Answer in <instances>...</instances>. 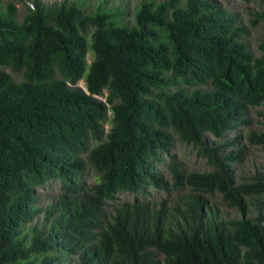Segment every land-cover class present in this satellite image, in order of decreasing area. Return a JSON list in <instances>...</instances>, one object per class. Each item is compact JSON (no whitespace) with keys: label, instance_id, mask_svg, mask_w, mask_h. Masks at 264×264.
<instances>
[{"label":"trees","instance_id":"trees-1","mask_svg":"<svg viewBox=\"0 0 264 264\" xmlns=\"http://www.w3.org/2000/svg\"><path fill=\"white\" fill-rule=\"evenodd\" d=\"M26 1L18 21L0 0V264H264V168L236 182L244 147L225 138L264 105V37L257 55L247 41L264 0L248 25L215 0ZM246 140L264 152V128ZM176 142L210 171L170 154L166 179ZM147 187L181 194L108 210Z\"/></svg>","mask_w":264,"mask_h":264},{"label":"rangeland","instance_id":"rangeland-1","mask_svg":"<svg viewBox=\"0 0 264 264\" xmlns=\"http://www.w3.org/2000/svg\"><path fill=\"white\" fill-rule=\"evenodd\" d=\"M2 2L4 0H1ZM15 4L17 10V20L20 21L25 13V5L29 4V1L11 0ZM46 3L50 4L54 1L60 0H44ZM92 1V0H91ZM136 0H113L112 4H132ZM217 3L221 4L225 9L236 15L239 22L243 25H248L249 13L256 11L259 6L260 0H215ZM133 19L132 15H129L128 20ZM130 22V21H129ZM264 37L262 28L251 29L247 38L251 50L257 55V43L261 38ZM87 61L90 63L92 54H87ZM6 72L10 74L15 82L22 80L21 74L12 73L9 69ZM77 86L82 87L83 83L79 82ZM249 125L247 127H240L234 131L226 134L225 138L239 137V145L244 147V155L239 162L233 165V172L236 182H241L244 179L252 176L256 171L262 170L264 168V152L262 147L254 146L248 144L246 137L250 130L261 132L264 128V105L259 107L251 108L248 113ZM207 141H215L211 136H207ZM238 145V146H239ZM174 155L175 160L181 162L182 169L184 172H208L210 167L206 165L205 161L198 158L195 154V149L191 145H186L180 142H176L175 146L166 154L161 155V159L155 164L158 172L163 174L166 179H169V174L167 171V164L169 162V155ZM83 181L87 185H92L98 181V175L92 170L87 169L83 174ZM60 181L55 180L45 184L43 187L37 189L38 197L41 204H45L50 201L55 194L59 192ZM181 193H165L158 191L152 187H147L145 191L139 194H131L128 192H123L115 196V198L109 201L107 204L108 210L112 207L119 205L124 202L133 203L134 201H160L167 200L169 204L175 202L176 197ZM209 202L219 209L220 214L230 218L236 219L239 217L238 213L234 209L227 208L220 196V194L215 193L211 196H206ZM63 264H70L69 259H65Z\"/></svg>","mask_w":264,"mask_h":264},{"label":"water","instance_id":"water-1","mask_svg":"<svg viewBox=\"0 0 264 264\" xmlns=\"http://www.w3.org/2000/svg\"><path fill=\"white\" fill-rule=\"evenodd\" d=\"M78 87H80V86H78ZM80 88H82V87H80Z\"/></svg>","mask_w":264,"mask_h":264}]
</instances>
